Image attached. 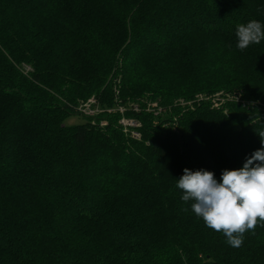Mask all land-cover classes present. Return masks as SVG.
Listing matches in <instances>:
<instances>
[{
    "label": "trees",
    "instance_id": "trees-1",
    "mask_svg": "<svg viewBox=\"0 0 264 264\" xmlns=\"http://www.w3.org/2000/svg\"><path fill=\"white\" fill-rule=\"evenodd\" d=\"M252 19L264 0H0V264H264V225L229 246L176 187L264 147V40L236 47Z\"/></svg>",
    "mask_w": 264,
    "mask_h": 264
},
{
    "label": "clouds",
    "instance_id": "clouds-1",
    "mask_svg": "<svg viewBox=\"0 0 264 264\" xmlns=\"http://www.w3.org/2000/svg\"><path fill=\"white\" fill-rule=\"evenodd\" d=\"M235 36L241 51L259 45L264 40V23L252 19L238 24ZM258 136L264 145V131ZM176 187L196 217L213 231L223 233L229 246L239 248L245 233L264 225V147L246 158L242 168L223 170L220 182L211 171L186 168Z\"/></svg>",
    "mask_w": 264,
    "mask_h": 264
},
{
    "label": "built area",
    "instance_id": "built-area-1",
    "mask_svg": "<svg viewBox=\"0 0 264 264\" xmlns=\"http://www.w3.org/2000/svg\"><path fill=\"white\" fill-rule=\"evenodd\" d=\"M27 70H29V67L27 66ZM222 95L223 92H220ZM226 94V93H225ZM207 96H202V94L197 95V101L201 99H205ZM181 103H185L184 101H181ZM132 109L135 111L140 110L139 104L134 103L132 104ZM78 109L85 115L95 118L99 113L104 111V108H102L100 101L97 97L92 96L88 98L87 100H84L80 102L78 105ZM162 107L159 106V103L157 101H151L150 104L148 102L147 104V110H153L155 114H158L162 111ZM127 110V107L124 105H120L117 108H110L108 109L109 112H120L122 114L121 118L119 119L120 125L123 126V129L125 132H129L134 138H140L141 133L138 130L141 126V122L133 117H127L125 115V112ZM106 122H101V124H105Z\"/></svg>",
    "mask_w": 264,
    "mask_h": 264
},
{
    "label": "rangeland",
    "instance_id": "rangeland-1",
    "mask_svg": "<svg viewBox=\"0 0 264 264\" xmlns=\"http://www.w3.org/2000/svg\"><path fill=\"white\" fill-rule=\"evenodd\" d=\"M29 67V70L31 69V67L30 66H28ZM199 94H202V93H198V95ZM233 95H235V94H233ZM220 98H222V100L224 101V99L225 98H231V94H224V95H222L220 92H218V93H210V94H208V96L206 97V99H208V100H211V101H213V102H217ZM145 100H147V99H145ZM150 100H152L151 98L150 99H148L147 100V102H149V104H150ZM181 101H183V99H181ZM190 102H197V100H190ZM134 118V117H133ZM88 120V117H86V116H83V115H80V114H76V115H72L67 121H66V123L67 124H69V125H71V124H76V123H81V122H85V121H87ZM101 122H107V120L106 119H102L101 120Z\"/></svg>",
    "mask_w": 264,
    "mask_h": 264
}]
</instances>
